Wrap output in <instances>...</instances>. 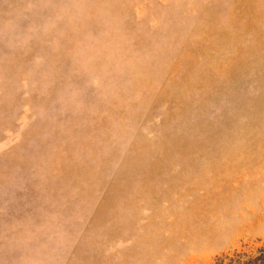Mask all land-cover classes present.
Wrapping results in <instances>:
<instances>
[{
  "label": "rangeland",
  "instance_id": "374dc122",
  "mask_svg": "<svg viewBox=\"0 0 264 264\" xmlns=\"http://www.w3.org/2000/svg\"><path fill=\"white\" fill-rule=\"evenodd\" d=\"M262 246L264 0H0V264Z\"/></svg>",
  "mask_w": 264,
  "mask_h": 264
},
{
  "label": "trees",
  "instance_id": "16d2710c",
  "mask_svg": "<svg viewBox=\"0 0 264 264\" xmlns=\"http://www.w3.org/2000/svg\"><path fill=\"white\" fill-rule=\"evenodd\" d=\"M214 264H264V246L254 252H237L220 257Z\"/></svg>",
  "mask_w": 264,
  "mask_h": 264
}]
</instances>
